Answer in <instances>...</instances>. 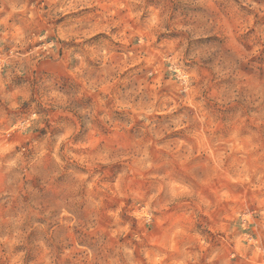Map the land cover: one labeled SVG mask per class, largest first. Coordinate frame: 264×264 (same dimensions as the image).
Wrapping results in <instances>:
<instances>
[{"label":"clouds","instance_id":"9594fccd","mask_svg":"<svg viewBox=\"0 0 264 264\" xmlns=\"http://www.w3.org/2000/svg\"><path fill=\"white\" fill-rule=\"evenodd\" d=\"M0 264H264V0H0Z\"/></svg>","mask_w":264,"mask_h":264}]
</instances>
